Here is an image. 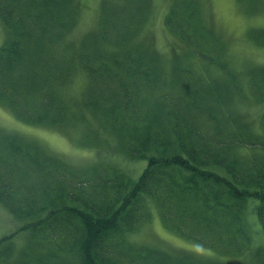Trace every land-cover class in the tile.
Listing matches in <instances>:
<instances>
[{
    "label": "trees",
    "instance_id": "trees-1",
    "mask_svg": "<svg viewBox=\"0 0 264 264\" xmlns=\"http://www.w3.org/2000/svg\"><path fill=\"white\" fill-rule=\"evenodd\" d=\"M150 8L103 0L76 41L77 0H0V107L36 128L81 127L79 146L99 160L74 167L0 128V205L21 223L0 238V264H264L249 223L264 234V112L259 129L236 112L248 79L264 98V73L245 78L228 62L198 0L165 14L185 44L165 61L141 40ZM112 155L146 163L132 177ZM154 217L207 253L130 240Z\"/></svg>",
    "mask_w": 264,
    "mask_h": 264
},
{
    "label": "rangeland",
    "instance_id": "rangeland-1",
    "mask_svg": "<svg viewBox=\"0 0 264 264\" xmlns=\"http://www.w3.org/2000/svg\"><path fill=\"white\" fill-rule=\"evenodd\" d=\"M78 21L72 37L77 41L83 34L95 29L100 21L103 11V0H77ZM175 0H149L151 8L148 19L141 31L146 42L156 49L165 61L172 58L175 53L184 51L183 44L178 38L167 35L163 27L165 14L174 4ZM196 1V0H195ZM202 5L205 25L208 32L219 37L221 42L227 45V59L230 64L236 66L245 78L251 76L255 81L263 80L264 73V0H198ZM6 31L0 21V48L5 42ZM233 66V67H234ZM264 76V75H262ZM242 89L237 92L243 96L236 101V112L252 123L255 129H259L261 113L264 112V98L261 102L253 97L256 92L247 82L241 83ZM254 86V85H253ZM0 128L11 132H17L28 140L35 141L46 151L58 156L66 164L78 168H87L96 163L98 156L92 150L79 146L81 127L70 126L64 129L36 128L26 125L14 118L5 108L0 107ZM93 138V136H90ZM245 153V152H241ZM111 158V159H110ZM108 163L119 169L128 171L132 177L138 176L145 161L130 162L120 156H110ZM251 230H253L254 247H264V234L259 225L249 216ZM21 223L0 205V238L16 232ZM28 234L22 232L17 237L16 255L14 260H20L19 255L28 242ZM130 240L135 243L145 244L157 248L170 250H199L207 253L203 247H198L185 241L178 235L166 230L158 217H154L149 223L141 225L138 232ZM15 245V244H14ZM198 247V248H197ZM21 250V251H20ZM20 251V252H19ZM210 253V252H209ZM213 255V252L210 253ZM32 257V254L29 255ZM256 256H251V258ZM250 258V259H251ZM2 263V262H1ZM11 264V263H7Z\"/></svg>",
    "mask_w": 264,
    "mask_h": 264
}]
</instances>
